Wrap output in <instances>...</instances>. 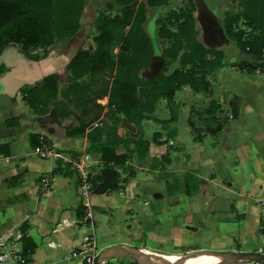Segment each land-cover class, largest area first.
Returning <instances> with one entry per match:
<instances>
[{"label": "crops", "instance_id": "crops-1", "mask_svg": "<svg viewBox=\"0 0 264 264\" xmlns=\"http://www.w3.org/2000/svg\"><path fill=\"white\" fill-rule=\"evenodd\" d=\"M195 1L207 10L205 17L203 12L191 14L195 39L201 38L200 24L202 46L220 54V64L205 74L212 92L181 85L169 98L157 96L139 124L113 113L107 95L86 105L66 81L70 59L88 49L87 35L95 29L100 2L114 1L84 0L78 32L57 39L44 52L36 48L26 53L15 44L0 52V253H21L26 264H85L84 255L116 245L174 258L199 250L264 253V47L260 60L245 52L242 58L243 51L220 22L229 0ZM162 6L145 5L142 27L151 42L156 29L149 20ZM239 6L243 12V3ZM242 21L244 39L259 35L260 29H252L245 16ZM152 49L148 70L155 73L162 57L159 48ZM145 71L139 76L146 78L140 74ZM48 74L55 76L58 91L55 100L46 102L48 112L39 115L23 100V90L39 86ZM138 100L140 105L145 97L138 95ZM210 103H215L213 112ZM82 123L81 132L70 133ZM113 131L126 140L114 150L126 159L122 165L106 166L116 170L117 184L95 193L105 166L87 147L102 143ZM31 134L43 137L57 156H37ZM139 136L145 147L142 158L135 147ZM78 163L96 171L91 188L79 178ZM44 173L50 185L40 191ZM188 173L196 177V187H188ZM31 243L35 247L27 255L23 249ZM0 264L15 263L6 259Z\"/></svg>", "mask_w": 264, "mask_h": 264}, {"label": "trees", "instance_id": "trees-1", "mask_svg": "<svg viewBox=\"0 0 264 264\" xmlns=\"http://www.w3.org/2000/svg\"><path fill=\"white\" fill-rule=\"evenodd\" d=\"M167 1L146 0L144 3L140 0H115L121 5L120 14L109 16L99 13L93 24L98 31L94 36V53L78 50L68 62V68L71 70V75L66 79L69 91L82 96L86 105L107 95V106L112 112L121 113L128 121L135 120V124H139L142 118L148 116L146 113L151 111L157 96L165 95L169 98L181 85L187 84L193 91L211 94L210 83L205 74L220 64V54L208 51L195 41L191 13L184 12V21L179 25L180 35H188L192 53H182L179 58L180 66L169 71L170 64L177 58L179 46H168V37H165L166 42H160L162 64L159 70L151 73L148 78L139 76V71L149 68L153 50L150 38L142 27L145 5L160 6ZM83 7L84 0H0V52L9 44L17 45L26 53L36 48L46 51L57 39L73 37L78 32ZM243 7L247 24L252 29L259 28V35L244 39L243 31L236 32L230 25L225 26V30L240 50L260 60L264 47V0H248L244 2ZM116 29H121L123 33L117 35V32H114ZM117 37L121 42L118 47L121 53L114 59L110 44ZM208 53L213 55L211 59L206 58ZM103 70H108L111 74L110 87L109 82L102 80L100 85L93 89L76 81L86 75L89 84H92ZM57 91L55 76L48 74L42 78L39 86L23 90V100L34 112L43 115L48 112L47 100H55ZM138 95L145 97L140 105ZM214 104L210 103L208 109L212 110ZM93 106L99 107L97 103H93ZM7 124H11V121L8 120ZM85 126L86 123H82L70 133L81 132ZM29 142L34 147L46 141L37 134H31ZM125 142L126 140L118 137L113 131L102 143L88 145L87 150L97 153L103 166H119L124 164L126 156L116 155L114 150L119 143ZM135 147L138 158H142L145 147L141 136L135 141ZM98 178L100 179V176H97ZM186 179L189 188L197 186L192 185L196 180L192 174L188 173ZM174 183L177 181L174 180ZM93 184H96L95 181ZM262 231L264 232V224ZM34 247L33 243L28 247L24 246L23 252L29 255ZM262 263L264 264V261Z\"/></svg>", "mask_w": 264, "mask_h": 264}, {"label": "rangeland", "instance_id": "rangeland-1", "mask_svg": "<svg viewBox=\"0 0 264 264\" xmlns=\"http://www.w3.org/2000/svg\"><path fill=\"white\" fill-rule=\"evenodd\" d=\"M106 1H110V0H106ZM111 1H114V3L109 4V5L104 4V2H100L101 4L99 6V9H97V14L95 15V18L97 17V15L99 13H105L109 16H114V15L120 14L121 5H119L117 3L115 4V0H111ZM140 1L146 3V0H140ZM240 2H242L244 4V2H248V0H240V1L239 0H229L228 4L226 5V8H225L226 10L223 13H221V15H220V22H221L222 26H224V28H225V26L230 25L229 27L233 28V30L236 32L237 31H244L240 28L242 23H244L242 21V19L244 18V13L240 11V6H239ZM91 7H92V5L89 4L87 7L88 11H89V9H91ZM205 8H206V6L204 3L199 2V1H195V0H168V2L159 9V12H157V11L153 12V14L149 20L150 26L153 27V29H156V36L152 39V42H151L153 47L155 46V47L159 48V50H161L160 42H166V40L164 39L165 37H168V40H167L168 46H170V45L179 46V51L177 52V58L175 61H173L170 64V66L168 68L169 71L172 70L173 68H177L180 66L179 58H180L182 53H184L186 51H191V53H192V50L190 49L191 43L187 40L188 35L187 34L182 35V36L180 35V25L179 24H180V22L184 21V12L185 13H191V14L195 12V14L197 16H198V13L200 16L203 12V16H204V13H205V15L207 14V12H206L207 10ZM203 9H205V10H203ZM146 13H147V10L145 8V17H146ZM241 13L243 15V18H239V14H241ZM87 23H88V17L86 14V16L84 17V20L82 22V27L84 28L87 25ZM143 23H144V21H143ZM143 23H142V25H143ZM197 23L199 24L198 17H197ZM193 29H195V20H193ZM244 29H246V28H244ZM114 32L115 33L117 32V35H119V34L121 35L123 33V31L121 29H116V30H114ZM97 33H98V31L96 29H93L87 35L88 42L86 43L85 47H88V49L86 51H88V53H90V54L94 53V51L96 49V43L94 42V36ZM194 33H195L194 34V39H195V37L197 35V30H194ZM199 33L201 35V38H200V40L195 39V41L197 43H199L200 45L205 46V39L203 38V30H202V26L200 24H199ZM120 43H121L120 39L117 37L110 44L111 45L110 46V52H111L112 57L114 59L121 53L118 49ZM43 52H44V50H43ZM241 56H242V58L247 57L244 52H242ZM150 72L152 73V70L147 69V71H145L143 73L141 72L140 74L145 76L146 78H148V76L150 75ZM84 76H86V75H84ZM110 76H111V74H109L108 70H103L101 72V74H99L97 76V78L95 80L98 82L99 78H100V80L102 79V81L109 82ZM80 79H81L83 84L87 85L91 89L100 85V83H98L96 85L95 81L92 82V84H89L90 82L88 81V79L87 80H83L84 78H80ZM194 253H207V254H209L210 252L199 250V251L191 252L189 254L180 255V257L177 256L178 258H174V259H182V258L187 257V256L194 254ZM201 256H203V255H201ZM107 258H104L106 260L103 262V264H138L136 261H133L132 259L127 258V257H123L122 255L120 257L114 256L111 258L110 257H107ZM223 259H224V257H218L217 261H221Z\"/></svg>", "mask_w": 264, "mask_h": 264}, {"label": "water", "instance_id": "water-1", "mask_svg": "<svg viewBox=\"0 0 264 264\" xmlns=\"http://www.w3.org/2000/svg\"><path fill=\"white\" fill-rule=\"evenodd\" d=\"M101 175L103 179L101 182H99L95 186L94 188L95 193H102L117 184L116 177H115L116 170L114 168L103 167L101 169ZM112 252H118L123 257L130 258L133 261H136L138 264H156V263H151L150 261L151 257H148V258L139 257L138 255L134 253L133 249L127 248L121 245L112 246V247H109L101 251L97 256V264H101L102 262H104L106 260V259H103L104 256ZM209 254L210 255H220L224 257L222 261H219L214 264H226L234 260H251V261H259V262L264 261V253L262 252H226V253L210 252ZM174 264H188V263H184L181 260H179V261L174 262Z\"/></svg>", "mask_w": 264, "mask_h": 264}, {"label": "built area", "instance_id": "built-area-1", "mask_svg": "<svg viewBox=\"0 0 264 264\" xmlns=\"http://www.w3.org/2000/svg\"><path fill=\"white\" fill-rule=\"evenodd\" d=\"M33 152L41 157V158H48L49 156H57L56 153H54L50 147L45 142H40L38 145L33 147ZM76 169L79 175V178L83 181V183L86 185L87 188H91V182L90 179L93 178L96 175L95 170H86L84 166H80L79 163L76 164ZM50 185V178L48 174H42L39 177L38 182V189L40 191H46ZM97 254H86L83 256V260L85 264H97ZM10 259L15 264H26V258L18 252L15 251H9L5 253H0V261ZM103 264V262L101 263Z\"/></svg>", "mask_w": 264, "mask_h": 264}, {"label": "bare ground", "instance_id": "bare-ground-1", "mask_svg": "<svg viewBox=\"0 0 264 264\" xmlns=\"http://www.w3.org/2000/svg\"><path fill=\"white\" fill-rule=\"evenodd\" d=\"M133 251L139 257H142V258L151 257L150 258L151 263H156V264H174V262L179 261V260H181L184 263H188V264H212L216 262L218 260L217 257H219L218 255H210L207 253H194L182 259H173L174 258L173 255H157V254L151 253L150 251H144L141 249H134ZM114 256L120 257L121 254L118 252H112V253L106 254L104 258L114 257Z\"/></svg>", "mask_w": 264, "mask_h": 264}]
</instances>
